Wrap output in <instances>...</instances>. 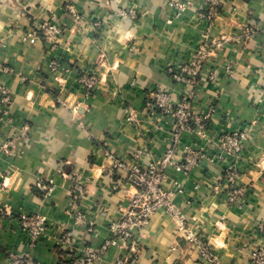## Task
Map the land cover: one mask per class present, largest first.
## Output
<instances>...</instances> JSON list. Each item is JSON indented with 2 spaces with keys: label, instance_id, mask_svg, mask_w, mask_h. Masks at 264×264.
<instances>
[{
  "label": "crops",
  "instance_id": "0c3cea01",
  "mask_svg": "<svg viewBox=\"0 0 264 264\" xmlns=\"http://www.w3.org/2000/svg\"><path fill=\"white\" fill-rule=\"evenodd\" d=\"M203 7L204 0H192L176 15L169 0H0V85L11 92L9 114L16 120L0 126V138L11 141L7 152L0 151V264H10L9 249L27 264H60L65 250L58 240L66 230L73 234L72 255L104 245L93 264H112L123 255V241L110 225L125 213L135 190L104 152L129 162L142 149L159 162L173 144L174 120L150 113L146 104L156 91H170L179 101L192 89L196 112L210 105L215 111L204 134L179 136L172 160L180 161L186 145L209 157L220 134L246 132L237 181L244 202L227 205L224 192L215 189L222 160L206 156L186 175L169 171L162 187L171 192L183 229L216 260L200 259L177 219L159 209L135 233L134 264H251L261 242L256 225L264 224V0H218L219 15L211 21L200 16ZM130 8L136 20L121 16ZM52 16L62 28L55 45L27 36ZM203 36L220 43L211 57L214 80L200 79L194 88L174 84L167 68L188 59ZM55 59L69 69L60 83L48 68ZM84 69L98 77L89 95L72 90ZM80 179L83 192L74 203ZM40 181L54 187L51 195L42 196ZM22 210L46 219L33 246L12 218Z\"/></svg>",
  "mask_w": 264,
  "mask_h": 264
},
{
  "label": "built area",
  "instance_id": "2783aa9c",
  "mask_svg": "<svg viewBox=\"0 0 264 264\" xmlns=\"http://www.w3.org/2000/svg\"><path fill=\"white\" fill-rule=\"evenodd\" d=\"M176 15H180L192 5V0H169ZM122 17L136 20L137 13L134 9L121 10ZM218 0H204V7L201 17L211 21L218 17ZM41 37L46 43L55 45L62 35V28L55 17L37 23L27 36ZM220 47L217 41H209L203 36L196 48L192 51L188 59L178 60L167 68V73L172 82L184 87L194 88L200 79L207 81L214 80V73L211 71V57ZM50 73L60 83L68 74L69 69L60 60L55 59L48 65ZM226 69L230 72V66ZM98 84L97 75L89 69H84L72 84V90L83 89L86 95L91 94ZM193 89L179 101H174L172 92L156 91L145 109L150 113L157 112L162 116H169L174 120L172 130V146L165 151L163 158L155 162L149 158V154L142 149H137L129 159H118L112 152L105 151L104 156L109 160L110 166L123 170L126 173L125 183L135 191L129 199L128 207L120 219L110 225V230L115 238L123 241L126 251L120 255L112 264H134L132 253L137 252V242L135 233L149 223L154 212L163 209L169 215L177 219L183 229V219L177 209L171 203V192L163 189L162 184L169 171L188 174L192 168L207 156L206 152L193 146H184L180 161L174 162L172 156L176 149V143L182 133L195 131L204 134L209 128V120L215 109L210 105L203 112H196L192 105ZM12 102L10 90L5 85H0V126L9 128L14 126L16 120L9 114V107ZM128 122H134L133 114L127 118ZM246 132L231 131L222 133L217 137L215 145L217 152L209 155L208 158L222 160L223 172L216 190H221L225 194L227 205L242 204L245 198V189L237 183L241 170V162L245 156V145L247 140ZM11 145L8 138H0V151L7 152ZM147 159V164L143 165L142 160ZM84 181H76L73 187V200L80 198L83 192ZM36 188L43 197L52 194L54 187L50 183L38 182ZM73 203V205H74ZM12 218L17 222L19 229L25 233L30 241V246L43 236L46 230V219L40 214L28 211H19ZM83 218L78 216V220ZM186 239L196 246L200 259L209 263L215 262L214 255L207 249L201 239L192 235L185 227ZM88 232H92V225H88ZM256 231L260 235L261 242L251 253V264H264V224L258 223ZM71 231H63L59 237L58 247L65 251L73 252L74 242ZM106 246L94 250L91 247H84L81 254L73 255V264H93L104 253ZM74 254V253H73ZM10 264H27L26 257L16 252L14 249L7 251Z\"/></svg>",
  "mask_w": 264,
  "mask_h": 264
},
{
  "label": "trees",
  "instance_id": "16d2710c",
  "mask_svg": "<svg viewBox=\"0 0 264 264\" xmlns=\"http://www.w3.org/2000/svg\"><path fill=\"white\" fill-rule=\"evenodd\" d=\"M60 264H73V255L69 251H60Z\"/></svg>",
  "mask_w": 264,
  "mask_h": 264
}]
</instances>
